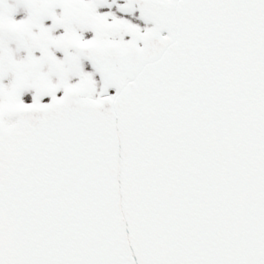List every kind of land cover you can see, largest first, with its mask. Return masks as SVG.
<instances>
[{"label": "snow or ice", "instance_id": "snow-or-ice-1", "mask_svg": "<svg viewBox=\"0 0 264 264\" xmlns=\"http://www.w3.org/2000/svg\"><path fill=\"white\" fill-rule=\"evenodd\" d=\"M0 264H264V0H0Z\"/></svg>", "mask_w": 264, "mask_h": 264}]
</instances>
